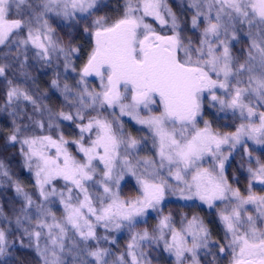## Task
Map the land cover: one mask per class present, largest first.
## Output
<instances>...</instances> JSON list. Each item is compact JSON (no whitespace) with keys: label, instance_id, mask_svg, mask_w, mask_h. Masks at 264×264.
<instances>
[{"label":"snow or ice","instance_id":"obj_1","mask_svg":"<svg viewBox=\"0 0 264 264\" xmlns=\"http://www.w3.org/2000/svg\"><path fill=\"white\" fill-rule=\"evenodd\" d=\"M108 7L104 0H0L7 85L0 119L11 118L6 146L19 145L34 178L31 193L13 182L19 206L10 216L0 205V264H9L17 243L34 248L42 264H152L145 248L161 246L175 264H264V0H190V28L167 0H124L119 18L97 15ZM49 17L72 30L68 39ZM73 33L93 39L82 66L84 45ZM41 70L53 74L48 88L60 93L59 110L36 86L33 73ZM209 109L216 110L211 120ZM125 116L147 136L132 135ZM224 119L240 122L224 125L234 131L213 128ZM70 127L77 138H66ZM238 147L246 186L225 174ZM145 150L154 154L140 156ZM0 176L9 177L2 160ZM133 180L137 194L122 195ZM173 197L216 210L222 235L214 238L199 214H164ZM153 214L157 223L137 230ZM122 231L130 237L122 252L101 246H115Z\"/></svg>","mask_w":264,"mask_h":264},{"label":"rangeland","instance_id":"obj_2","mask_svg":"<svg viewBox=\"0 0 264 264\" xmlns=\"http://www.w3.org/2000/svg\"><path fill=\"white\" fill-rule=\"evenodd\" d=\"M105 3L109 5L108 8L104 9L102 12L97 13V15H104L109 14L112 16L113 19L119 18V16L122 14V5L124 3V0H104ZM167 3L169 6L173 9L174 12L177 13L178 16H181L182 18H187L189 20L188 27L190 28V18L194 14L189 7L190 0H167ZM117 9H120L117 11ZM57 21H60V23H57ZM49 22L52 24L54 28L57 29V31L60 33L62 37L65 39H68L67 33L72 31L71 29L62 27V24L65 23L60 20L59 17H56L55 19L49 17ZM147 22L152 23L151 20H148ZM154 27L156 25H153ZM159 31V29H158ZM164 34V33H161ZM171 34V33H168ZM194 33L192 31H187L186 35L192 36ZM73 38L75 41V44L77 46L83 44L84 47L82 50H87L89 53L93 47V39L87 34L84 33H73ZM243 45H237L236 48H240ZM87 60L82 59L80 54V59L77 61V64L79 66H82ZM34 76L37 77L36 79V86L38 88L46 93L48 96H50V99L46 101V103L49 105V107H53L54 110H59L56 106H63V99L59 92H55L54 90H50L48 88V82L51 78H53V74L51 71H48L46 74L43 73V70L39 73H33ZM76 74L73 73L72 76H75ZM78 79V76H76ZM69 83H72L71 76L66 78ZM21 84L22 87L28 88L29 85L23 84L22 81H17ZM89 84L91 88H95L99 90V80L98 78H89ZM7 85L3 78H0V105L3 104V93L6 89ZM153 111H156L154 108ZM215 109H209L205 113V119H212V113L215 112ZM261 111H264V109H261ZM117 115L119 113L117 112ZM0 116L6 117V113H0ZM230 116V114H229ZM122 122L124 123L125 128L134 136L139 139L141 136H147L146 131H142L141 125H138L135 123L134 120H132L130 117H123ZM236 123L238 124L239 120H231V119H224V120H216L215 123H213V128L216 130L221 131H234V128H225L224 125L228 123ZM200 127H203V124L201 123L199 125ZM63 127H68L67 124L63 125ZM11 128V118L6 119H0V129L2 131H9ZM66 138H77L78 132L75 130V128H69V130L65 133ZM247 147L250 150H253L254 155H260V147L259 145H255L252 142H249ZM148 148H151V141H148ZM222 151L227 155L229 153V149L224 146L222 148ZM154 153L151 151L145 150L141 151L139 153L140 156L146 157L151 156ZM244 155L241 149L238 147L235 152L231 153L229 155V160L225 162V174L229 178V182L233 184V186H246L247 181L245 179V174H242L241 169H239V164L241 163V156ZM0 160H2L5 164V167L9 173V177L0 176V205L3 206V212L5 215L10 216V210L12 207H18L19 206V197H17L15 193L14 188V181H19L23 186L24 184H33V180L31 177H33L32 173L24 166L23 158H21L17 152H9V149L5 146H0ZM205 167H208L209 165L206 163L204 165ZM233 175H235L239 179V184L235 180H233ZM135 181L133 180L128 185H122L123 191L122 195H135ZM30 193L34 191L33 187L26 188ZM257 192H261L262 190L257 187ZM35 198V197H34ZM188 205H192L189 207ZM219 207V205L217 206ZM169 210H174V215L176 213H189V214H199L201 217L205 219L206 222L209 223L210 227L214 229V238H219L220 235H222V229L220 228L218 219L216 217V210L209 209L206 205H202L199 201H196L195 204H193L192 201H183V200H177V198L173 197L171 198V202L167 204V206L164 208V214H167ZM52 211L57 215V217H60L62 215V209L57 207V205L52 206ZM157 223V217L155 214L151 215L148 218V224H141L138 226V229L154 226ZM0 226L2 225V218H0ZM178 226V225H177ZM100 235H105L104 232ZM115 239H116V245L113 246L109 243H102V247L110 248L113 251H115L117 254L122 252L124 250L125 245L129 242V235L126 231H122L120 233H116ZM16 238H19V233L16 234ZM24 244H28L27 238H24ZM15 248H21L23 251H29L33 253L35 256L38 264H42V262L39 260V257L35 251L34 248H25L21 247L19 243H17ZM14 250V249H13ZM12 251V250H10ZM145 251L149 252L151 258H152V264H175L174 257L170 256L167 252L163 250V247L161 246L158 250L153 251L152 249L145 248ZM24 253V252H22ZM14 251H12V259L9 260V264H20L16 258H14ZM223 264H228L227 259L223 261Z\"/></svg>","mask_w":264,"mask_h":264},{"label":"trees","instance_id":"obj_3","mask_svg":"<svg viewBox=\"0 0 264 264\" xmlns=\"http://www.w3.org/2000/svg\"><path fill=\"white\" fill-rule=\"evenodd\" d=\"M88 51L87 50H82L81 52V57L82 59H85L87 60V56H88ZM2 78V77H0ZM8 131H2L0 129V146H5L6 145V142H5V136L7 134ZM8 149H9V152H17V154L21 157L22 155L20 154V151H19V145H16V146H12L10 144H8L6 146ZM70 151H72L74 154L76 152V149L75 147H70ZM33 179V177H31ZM62 183V182H61ZM24 187L25 188H30V187H33L34 188V180H33V184H24ZM57 207L61 208L62 209V206H60L58 203L56 204ZM103 230L102 229H98V233L99 234H102ZM12 251H14V258H16V260L20 263V264H38L35 256L33 255V253L31 252H27V251H23L21 248H14L11 249ZM11 251V252H12ZM24 252V253H22Z\"/></svg>","mask_w":264,"mask_h":264}]
</instances>
